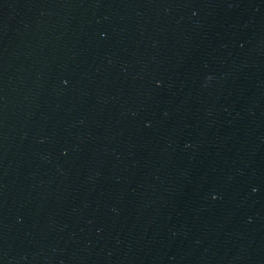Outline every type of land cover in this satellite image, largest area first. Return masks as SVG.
<instances>
[{"label": "water", "instance_id": "1", "mask_svg": "<svg viewBox=\"0 0 264 264\" xmlns=\"http://www.w3.org/2000/svg\"><path fill=\"white\" fill-rule=\"evenodd\" d=\"M0 264H264V0H0Z\"/></svg>", "mask_w": 264, "mask_h": 264}]
</instances>
